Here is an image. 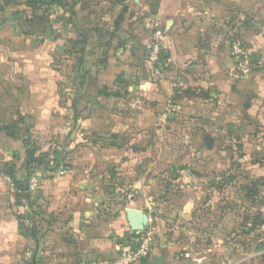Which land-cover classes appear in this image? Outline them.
<instances>
[{
  "label": "crops",
  "instance_id": "1",
  "mask_svg": "<svg viewBox=\"0 0 264 264\" xmlns=\"http://www.w3.org/2000/svg\"><path fill=\"white\" fill-rule=\"evenodd\" d=\"M44 1L0 0V264H41L42 226L33 237L20 231L17 211L28 207L13 198V180L27 174L34 218L43 212L53 229V264H115L147 229L156 233L147 264H264V29L242 44L251 58L242 77L208 0L203 12L194 0ZM155 32L157 75L143 58ZM225 107L247 126L244 138L207 133ZM59 117L81 139L63 136ZM62 141L68 168L58 175L47 166ZM156 146L178 155L159 172ZM31 148L43 165L26 166ZM237 175L250 184L241 200L230 193ZM127 210L147 217L142 230H130ZM202 245L213 250L208 262L195 253Z\"/></svg>",
  "mask_w": 264,
  "mask_h": 264
},
{
  "label": "rangeland",
  "instance_id": "2",
  "mask_svg": "<svg viewBox=\"0 0 264 264\" xmlns=\"http://www.w3.org/2000/svg\"><path fill=\"white\" fill-rule=\"evenodd\" d=\"M194 1L195 2L193 4H195L196 6L198 4V8H200L202 10L203 7L201 6V3L199 4V2H203L205 0H194ZM208 1H210L209 5H208L209 10H210L209 16L212 17L211 19H214V24H216L218 27H220V29H222V31H224V33L227 34L226 41L227 40L229 41L230 54L235 61V58H234L233 53L231 51L232 42L235 40H239L242 44H246L249 41H251L254 37L258 36L260 34V32H262L264 29V19H263L264 0H221L218 5H216L215 3L213 4V2L211 0H208ZM204 8L207 9V6H204ZM201 12H203V10ZM200 22L202 23V21H200ZM212 23L213 22H211V24ZM226 34H225V37H226ZM235 63L237 64L236 61H235ZM62 68H64V67H62ZM65 73H66V70L61 69L60 74H61V78L63 81L61 83V86H60L61 89L68 87ZM70 77L71 76H69L68 79H70ZM67 89L70 90L69 87ZM223 111H225V113H226V117H224V122H221L222 124H219L218 126L212 128L211 130H208L207 133L217 136V134L218 135L225 134L226 131L230 130L231 133L239 134L241 138H244V134L247 132L248 128H246L247 126H245V124L238 122L236 117L233 116L232 113H235L236 110L233 107H225ZM218 113H219V111L217 110L216 115ZM202 115L203 116L201 118L203 119V122L208 120V119H206V120L204 119L206 117L204 114H202ZM59 118L62 119V120H60V122H57L56 119H55V122H54V120H53V122L59 123L58 125H61L63 127L62 128L63 130L61 133V134H63V136L69 137L71 135V137L74 138L77 135L76 137L81 139L82 134H78L79 132L77 133V129L75 127L73 119H71L70 122H67V124H65L64 123V122H66L64 120L65 117H63V118L59 117ZM217 118H218V116H217ZM226 121H228V122H226ZM209 122L210 121H207V124ZM213 129H216L219 131L216 132ZM68 134H70V135H68ZM161 137H159V138H161ZM166 141H167V138H165L160 143H165ZM177 143H178L177 141L174 142L173 140H171L168 143V145L174 144L173 147H175L177 145ZM63 145H64V141H62L61 144H59V145H57V142L53 143V151L59 153L60 157L58 156V159H61V161L63 160V156H64L63 152L65 151V148H63ZM209 145L210 146L212 145V141H210ZM209 145H207V146H209ZM156 147L157 148L154 150V154H155V156H158L157 157L158 163L155 164L154 170H155V172H159L164 168L168 169V167L170 165V160H169L170 158L169 157H173V156L176 157L178 155H177V153L173 152L172 149L169 151L168 149H166V150L162 149L161 150V148L159 146H156ZM174 150H175V148H174ZM204 151H207V149L205 148ZM178 152L181 153V155H183L184 149L179 148ZM205 154L206 153L204 152L203 155H205ZM60 163L61 164L55 168L53 173H56L58 175H61V174L64 175V173H66L65 171H67V169L65 168V166H63V163H64L63 161ZM53 166H54V164H53ZM219 169H220L219 171L222 172V173L219 172L220 177L223 178L222 181L225 183L224 179L229 178V176L227 177L225 174L226 171H228V169L225 167L219 168ZM61 171H64V172H61ZM242 182H243V184H242ZM261 185H262V183L256 182V186L262 187ZM245 186L249 187L250 184L246 185V183H244V180H242L241 175H237L234 179V182H233V187L235 189L231 190L230 193H233V197H235V193H238L239 199H240L241 194L239 192L242 190L238 191V189H240V188L242 189ZM245 194H246V196H248V193H245ZM34 197L36 198V196H34ZM241 197H242V195H241ZM250 197H254V195H251ZM243 198H245V196ZM34 201H35V199L30 196V198H28V199L27 198L20 199L19 204H16V205L19 208L25 207V206L28 207L27 218L32 217V219H34L35 227L36 226H42L40 229V231L42 232V235L41 236L38 235V236H39V241L42 242L41 248L43 247L45 250H42L41 256L38 258L39 259L38 261H40L41 264H53V253H51L49 251V248L53 247V229L51 228L52 229L51 230L48 227L50 225V221H49V218L43 214V212H40L43 217L40 215H37V217L34 218L33 215H35L36 212H39L37 209L36 210L34 208H33L34 210L30 209L31 206L33 207V205H35L36 202H34ZM33 211H35V212H33ZM17 212H18V215L20 214V215L25 216L24 213H21L19 211H17ZM27 218L22 219L24 221V225L31 226L32 223L30 220H27ZM255 230H257V229H255ZM255 230H254V232H255ZM256 233H258V232H256ZM234 238H236V233H235ZM236 241L237 240H235L234 243H236ZM31 245L33 246V244H31ZM207 246L208 245H204V246L202 245V247L199 248V251L195 250V253L206 255V261L208 262L209 261L208 259L212 253L211 251H213V250L211 247H207ZM256 246H257V241L255 239L253 246H251V248H250L251 251H249L248 254H251L252 252L255 253L254 251H256V249H257ZM192 251H193L192 256L194 258V255H195L194 249ZM240 258H242L241 254L237 253L235 259L239 260ZM237 260H235V261H237Z\"/></svg>",
  "mask_w": 264,
  "mask_h": 264
},
{
  "label": "built area",
  "instance_id": "3",
  "mask_svg": "<svg viewBox=\"0 0 264 264\" xmlns=\"http://www.w3.org/2000/svg\"><path fill=\"white\" fill-rule=\"evenodd\" d=\"M159 36L160 33L155 32L146 54V61L151 66L153 73L156 75L159 73L161 67L160 56L162 50L159 45ZM231 51L235 61L237 62L236 70L239 75L242 77L248 76L251 71V58L245 46H243L239 40H235L231 44ZM135 194L136 193L133 189H131L127 193L126 199L132 200ZM137 235L136 246L134 248L127 247L122 250L115 264H136L149 256L151 247L156 239L155 231L153 229H147L143 232H139Z\"/></svg>",
  "mask_w": 264,
  "mask_h": 264
},
{
  "label": "trees",
  "instance_id": "4",
  "mask_svg": "<svg viewBox=\"0 0 264 264\" xmlns=\"http://www.w3.org/2000/svg\"><path fill=\"white\" fill-rule=\"evenodd\" d=\"M49 1H51V0H49ZM55 3H57L58 5H60V6H62V1L61 0H53ZM123 0H115V2H122ZM25 3L28 5V6H30V7H33V8H35V7H37V6H40V5H43L44 3H45V1L44 0H25ZM149 47V46H148ZM147 50H148V48H146V50H145V52H144V56H143V58H144V60H146V54H147ZM160 59H161V62H162V59H163V52H161V56H160ZM106 90L107 89H104V91H103V94H105L106 93ZM115 95H117V93H115ZM1 129H3V130H7V132L10 130V127L9 126H3V127H1ZM9 134H11V133H9ZM11 135H13V134H11ZM34 149H29V150H27L26 151V155H27V165L26 166H33V165H35V166H39V165H43L44 164V161H43V159H40V158H35L34 156H33V151ZM46 156H50L48 153H46L45 155L43 154L42 155V157H46ZM52 156H53V164H54V166H52V167H49V166H47V169L49 170V171H54L55 170V168L56 167H58L61 163L60 162H64L63 163V166H65V168L67 169L68 168V165L66 164V159H65V156H63V160L61 161V159H58V156H59V153H57V152H55V151H53L52 152ZM60 157V156H59ZM31 164V165H30ZM27 173H29V170L27 169ZM28 177H29V174H27V178L24 180V181H17V180H13V186H14V188H15V194H14V196H13V198L16 200L15 202V204H19V202H20V199H25V198H30V195L28 194ZM24 215H18V217H19V219H25V218H27V215H25L24 217H23ZM34 216V215H33ZM27 220H30L31 221V223H32V225L31 226H29V225H22V227H21V229H20V231L22 230V231H24L23 233L24 234H26V235H29V236H34L35 235V225H34V219H32V217H28L27 218ZM137 238L138 237V235L137 234H135V233H132L130 236H129V238H128V242H129V245H128V247H131V248H134L135 246H136V240H134V241H132L131 239L132 238ZM151 249H152V247H151ZM151 251V250H150ZM144 260H142V263L141 264H147L145 261L143 262ZM252 263H254L255 264V260H253V261H251ZM256 264H260L259 263V260L257 259L256 260ZM262 262V261H261ZM138 263H140V262H138ZM137 263V264H138ZM262 264V263H261Z\"/></svg>",
  "mask_w": 264,
  "mask_h": 264
},
{
  "label": "water",
  "instance_id": "5",
  "mask_svg": "<svg viewBox=\"0 0 264 264\" xmlns=\"http://www.w3.org/2000/svg\"><path fill=\"white\" fill-rule=\"evenodd\" d=\"M218 1V0H215ZM126 219L131 231H140L143 226L147 224V217L139 212H134L132 210H127ZM158 259H154L153 264H158Z\"/></svg>",
  "mask_w": 264,
  "mask_h": 264
}]
</instances>
